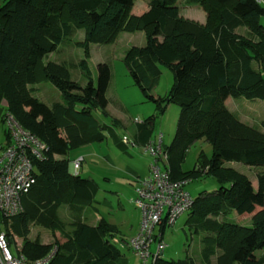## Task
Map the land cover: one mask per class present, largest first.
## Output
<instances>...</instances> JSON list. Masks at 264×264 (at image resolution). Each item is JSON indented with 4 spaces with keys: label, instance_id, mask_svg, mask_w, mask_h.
Returning a JSON list of instances; mask_svg holds the SVG:
<instances>
[{
    "label": "trees",
    "instance_id": "1",
    "mask_svg": "<svg viewBox=\"0 0 264 264\" xmlns=\"http://www.w3.org/2000/svg\"><path fill=\"white\" fill-rule=\"evenodd\" d=\"M137 0H3L0 3V113L6 109L21 127L45 143L44 160L34 161L36 183L23 197L24 212L6 222L9 243L22 240V255L29 262L49 255L51 264H105L124 255L115 245L118 228L101 219L95 226L84 221L98 186L90 178L69 173L66 156L72 150L102 142L104 129L95 116L106 115L110 80L107 64L97 66L96 80L88 66L89 45L108 44L119 33L143 32L146 43L126 51L125 67L155 114L136 124V137L152 140L157 114L169 104L179 107L174 137L163 151L174 181L212 178L213 192L193 200L185 224L202 233L199 264H264V170L254 188L244 174L225 163L264 168V134L242 123L226 107L228 98L264 102V7L256 0H183L205 13V23L180 15L177 0H149L147 10L131 14ZM244 28L249 38L237 33ZM83 30L84 58L76 67L85 86L70 80L64 64H44V58ZM164 66L173 74L165 98L151 94ZM256 66V68H255ZM49 81L62 102L48 106L34 96L32 86ZM264 127V120L262 121ZM7 144L10 136L6 132ZM198 141L212 148L210 158L200 154L193 170L182 171L188 149ZM58 157H61L59 159ZM134 192V190H133ZM73 215L70 231L59 210ZM250 218L251 225L231 219ZM58 232L63 242L43 244L29 238L32 227ZM153 264H197L191 258Z\"/></svg>",
    "mask_w": 264,
    "mask_h": 264
},
{
    "label": "rangeland",
    "instance_id": "2",
    "mask_svg": "<svg viewBox=\"0 0 264 264\" xmlns=\"http://www.w3.org/2000/svg\"><path fill=\"white\" fill-rule=\"evenodd\" d=\"M2 1L0 0V3ZM148 1L137 0L134 3L131 14L139 16L146 11ZM177 6L179 7L180 15L184 18L198 23L205 19V13L197 6H185L183 0H177ZM260 23L264 26V17L260 18ZM237 33L243 36L247 35L248 38L250 37L244 28L238 29ZM84 37L85 32L83 30H75L70 40L59 45L53 53L47 55L43 60L44 64L53 62L67 66L70 80L78 83L80 86H85L87 80L76 67L78 62L84 58V49L77 46L76 43L83 42ZM145 43L146 40L143 32L132 34L122 32L118 34L116 40L112 43L89 45L88 66L92 79L96 80L97 66L99 64H107L110 68V80L106 91L108 101L106 110L108 115L103 116L97 110L95 111V116L107 128H112V119L119 120L120 122H115V127H113L118 137L125 135L132 139L136 126L134 122L137 120L142 121L155 114L153 103L144 99L138 87L133 83L123 61L128 49L143 47ZM159 69L161 74L151 94L165 98L173 84V74L164 66H159ZM32 87L34 88V96L48 106L62 102L60 92L51 82L43 81ZM227 108L242 123L264 134V127L262 126V121L264 120V102L260 100H246L244 98L232 99V103L230 102ZM179 112L180 109L177 105L169 104L163 113L156 116L152 138L155 139L159 134L162 135V150L170 145L174 137ZM5 114L6 109L2 108L0 113V143L2 144H6L7 141L6 132L8 131V126L3 121ZM104 132L106 136L105 140L72 150L66 158L70 166L72 160L78 155L84 157L78 174L82 178L93 179L98 185V192L94 202L98 215L117 226L119 233L114 239V243L124 255L123 258L131 256L132 259H130L129 264H140V259L126 245L139 230L141 212L132 202L134 193L130 186L131 176L123 174V169L127 166L136 167V165H140L147 175L150 157L139 148L138 153L140 156H136L135 161L130 162L123 152L115 149L108 130L106 129ZM201 153L210 158L212 148L206 142L198 141L188 149L181 166L182 171L193 170L197 157ZM106 156H109L111 162L105 160ZM58 158L61 159V157ZM225 166L233 168L247 176L254 188L257 187V173L264 170L263 167H250L236 162L225 163ZM217 188L218 184L216 181L209 177L192 180L185 187L193 199L200 192L210 193ZM85 210L87 211L86 214L92 213V208L90 207ZM58 214L60 220L65 223L64 232H69L74 215L66 207H61ZM187 216L188 213L183 214L177 219L173 227H166L163 230V242L167 246L162 253V257L175 261L191 258L199 264L201 261L200 248L203 234L193 233L188 229L185 224ZM231 219L240 225H251L250 218H239L237 220L235 213L231 215ZM158 232L159 230L156 228L155 234H158ZM29 238L31 240L39 238L46 245L53 244L55 240L59 242L64 241L58 232L53 234L51 231L38 226L32 227ZM11 245L13 254L15 256L20 255L23 246L22 240L14 236ZM154 246V244L151 246V251L154 250ZM257 255H264V250L258 251Z\"/></svg>",
    "mask_w": 264,
    "mask_h": 264
},
{
    "label": "built area",
    "instance_id": "3",
    "mask_svg": "<svg viewBox=\"0 0 264 264\" xmlns=\"http://www.w3.org/2000/svg\"><path fill=\"white\" fill-rule=\"evenodd\" d=\"M256 2L264 5V0ZM3 121L8 126L10 143L0 144V264H51L56 247L46 257L29 262L22 253L13 254L4 230L7 221L24 212L23 197L36 183L34 161L44 160L49 148L24 130L10 114H5ZM123 142L128 143V139L124 137ZM144 150L151 157L149 174L137 183L132 199L141 212V221L138 232L126 245L140 259V264H153L167 246L163 242V230L173 227L180 216L188 213L194 199L185 189L188 181L171 179L161 134L147 142ZM82 162V158L73 161V176L78 175ZM156 228L158 234H155Z\"/></svg>",
    "mask_w": 264,
    "mask_h": 264
},
{
    "label": "crops",
    "instance_id": "4",
    "mask_svg": "<svg viewBox=\"0 0 264 264\" xmlns=\"http://www.w3.org/2000/svg\"><path fill=\"white\" fill-rule=\"evenodd\" d=\"M144 12H145V11H144ZM140 15H141V14H140ZM187 19H188V18H187ZM190 20H191V19H190ZM204 22H205V19H204L203 21L199 22V23L204 24ZM244 35H246V34L244 33ZM230 102L232 103V99H231V98H228V99L225 101V105H226V107H228V104H229ZM233 104H234V103H233ZM106 112H107V110H106ZM106 115H108V113H107ZM106 115H103V116H106ZM142 121H143V120H142ZM142 121L137 120V121H135L134 123H135V124H136V122L141 123ZM115 122H120V121L117 120V119H112V121H111V126H112V128H107L106 126H104V125L102 124L104 131H105L106 129L108 130L109 135H110V137H111V140H112V143H113L115 149H116L117 151H119V152H123V153L126 155V157L128 158V160H129L130 162H134L136 156H140L139 153H138V149H139V148H140L145 154H147V153L145 152V150H144V145H142V144L138 141V138L136 137V126H135V131H134V134H133L132 139L128 138V137L125 136V135H122L121 137H118V136L115 134V131H114V129H113V127H115V124H116ZM104 135H105V132H104ZM124 137H126V138L128 139V143H124V142H123V138H124ZM105 138H106V136H105ZM104 140H105V139H104ZM6 143H7V141H6ZM0 144H2V143H0ZM2 145H4V144H2ZM149 157H150V156H149ZM78 158H82L83 161H84V157H83L82 155H78L74 160H72L71 165L68 166V170H69V173H70V174H72V163H73V161H75V160L78 159ZM105 160H106L107 162H108V161L111 162L109 156H106V157H105ZM150 161H151V157H150V160H149V162H148V173H147V175H146V173H145V170H142V168H141L140 165H136V167H130V166H127L125 169H123V174H127V175H130V176H131L130 186H131V188H132V192H133L135 186L137 185V183H138L139 181L145 179L146 176H148V174H149V164H150ZM92 180H93V179H92ZM95 183H96V182H95ZM96 184H97V183H96ZM252 185H253V184H252ZM97 186H98V185H97ZM133 193H134V192H133ZM94 202H95V198H94V201L92 202V205H91V206H88V207L92 208V213H88V214H86L87 211H86L85 209L88 208V207H86V208L84 209V213H83L84 221H85L86 223H88L89 225L95 226V225L98 223L99 220L103 219V220L107 221L109 224L116 226L113 222H110V221H108L107 219H105L104 217H100V216L98 215V213H97V208L95 207V205H94L95 203H94ZM106 204L108 205V203H106ZM109 206H110V204H109ZM68 211H69V210H68ZM58 213H59V212H58ZM116 227H117V226H116ZM134 255H135V254H134ZM135 256H136V255H135ZM130 259H132L131 256L126 257V258L121 257V258H119V259H117V260H115V261H109V262H107V263H105V264H129V263H130Z\"/></svg>",
    "mask_w": 264,
    "mask_h": 264
}]
</instances>
